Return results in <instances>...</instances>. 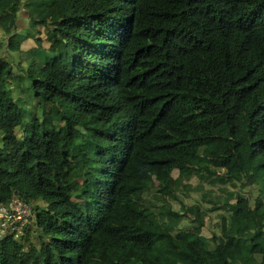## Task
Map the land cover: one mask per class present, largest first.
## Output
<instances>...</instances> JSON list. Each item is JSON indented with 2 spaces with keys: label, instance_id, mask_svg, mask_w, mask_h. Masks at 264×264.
Returning <instances> with one entry per match:
<instances>
[{
  "label": "trees",
  "instance_id": "obj_1",
  "mask_svg": "<svg viewBox=\"0 0 264 264\" xmlns=\"http://www.w3.org/2000/svg\"><path fill=\"white\" fill-rule=\"evenodd\" d=\"M18 12L44 47L0 56V203L31 211L0 264H264V0H0L15 51ZM192 177L235 190L185 206Z\"/></svg>",
  "mask_w": 264,
  "mask_h": 264
},
{
  "label": "rangeland",
  "instance_id": "obj_2",
  "mask_svg": "<svg viewBox=\"0 0 264 264\" xmlns=\"http://www.w3.org/2000/svg\"><path fill=\"white\" fill-rule=\"evenodd\" d=\"M23 1V0H22ZM42 10V7L39 5L35 6V11L40 12ZM22 11V9H21ZM29 30L32 33V37L30 38H25L19 43V51L18 50H10L6 47V38L7 35H2L0 34V43H1V48H0V56L5 60L8 61L11 65V70L14 75L20 74L19 66L20 67H26V60L24 59V52L31 48L37 41L36 39L40 40L41 46L44 47V42H43V29L42 26L35 25L32 28H29V19L24 15L22 12H18L15 17V31L17 33L22 34L25 30ZM19 65V66H16ZM27 100L30 102L31 98H27ZM174 176V174H172ZM201 180L195 179L194 177L188 179L186 181V185L189 187L185 190H182L178 193V196L180 200L184 203V205H189V204H198L200 209H204L205 207L210 206V203H204V201H208V199H214L216 196H222L225 194H222L220 189L222 188H227L229 191H234L235 187H231L228 185H214V186H209L204 182H201V189L195 191L193 188L200 182ZM247 194L249 197H253L255 194V191L250 188H247ZM153 197L169 202L172 207L176 206V201L175 200H170L169 196L164 192H153L152 193ZM37 202V201H36ZM33 202V203H36ZM220 213V210H215L212 212L207 213L206 215L203 216V223L202 226L200 227V232L204 236H209L212 231L215 230V222L217 220L216 215ZM29 219L27 220V222ZM182 225L179 224V226H186L187 222L186 219L184 218L182 220ZM23 235V234H22Z\"/></svg>",
  "mask_w": 264,
  "mask_h": 264
},
{
  "label": "built area",
  "instance_id": "obj_3",
  "mask_svg": "<svg viewBox=\"0 0 264 264\" xmlns=\"http://www.w3.org/2000/svg\"><path fill=\"white\" fill-rule=\"evenodd\" d=\"M30 215V205L19 198L0 203V239L6 235L18 239Z\"/></svg>",
  "mask_w": 264,
  "mask_h": 264
}]
</instances>
